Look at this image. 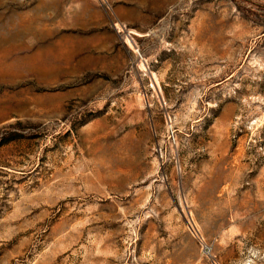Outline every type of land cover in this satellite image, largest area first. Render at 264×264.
Instances as JSON below:
<instances>
[{"label":"rangeland","instance_id":"374dc122","mask_svg":"<svg viewBox=\"0 0 264 264\" xmlns=\"http://www.w3.org/2000/svg\"><path fill=\"white\" fill-rule=\"evenodd\" d=\"M0 264H264V0H0Z\"/></svg>","mask_w":264,"mask_h":264}]
</instances>
